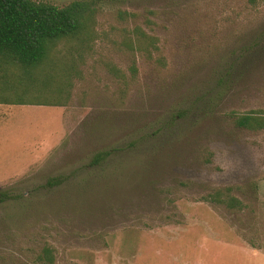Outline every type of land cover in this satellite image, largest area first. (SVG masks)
Instances as JSON below:
<instances>
[{
	"label": "rangeland",
	"instance_id": "374dc122",
	"mask_svg": "<svg viewBox=\"0 0 264 264\" xmlns=\"http://www.w3.org/2000/svg\"><path fill=\"white\" fill-rule=\"evenodd\" d=\"M84 1L60 105L0 109V264H264V0Z\"/></svg>",
	"mask_w": 264,
	"mask_h": 264
},
{
	"label": "trees",
	"instance_id": "16d2710c",
	"mask_svg": "<svg viewBox=\"0 0 264 264\" xmlns=\"http://www.w3.org/2000/svg\"><path fill=\"white\" fill-rule=\"evenodd\" d=\"M91 10L90 4L84 0L64 7L34 0H0V93H13L21 88L25 93L38 92L39 98L44 96L37 102L9 97L0 98V101L60 105L45 98L53 86V75L47 68L53 64L52 55L61 42L80 38L87 32ZM39 83L40 88L37 86ZM63 90L64 87H59V93H63ZM235 122L242 128L264 130V115L241 114L235 117ZM107 154L99 153L96 160L100 161ZM220 195V192L215 193V200L225 202L230 207L241 205V201L235 197L223 200ZM14 198V195L4 192L0 194V203ZM54 260L51 247H46L39 257L44 264H53Z\"/></svg>",
	"mask_w": 264,
	"mask_h": 264
},
{
	"label": "crops",
	"instance_id": "0c3cea01",
	"mask_svg": "<svg viewBox=\"0 0 264 264\" xmlns=\"http://www.w3.org/2000/svg\"><path fill=\"white\" fill-rule=\"evenodd\" d=\"M17 105H26V104H17V103H10V102H4V101H0V109L1 108H3L4 106H9V107H11V106H17ZM6 111V109H2L1 110V114H3V115H5V112ZM261 251H264V250H262V249H260Z\"/></svg>",
	"mask_w": 264,
	"mask_h": 264
}]
</instances>
